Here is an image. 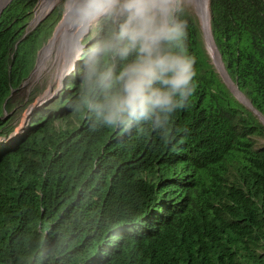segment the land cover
<instances>
[{
  "label": "trees",
  "instance_id": "obj_1",
  "mask_svg": "<svg viewBox=\"0 0 264 264\" xmlns=\"http://www.w3.org/2000/svg\"><path fill=\"white\" fill-rule=\"evenodd\" d=\"M37 1L0 15V136L15 130L16 94L56 25L54 11L28 30ZM209 9L229 75L264 116V0ZM180 18L196 90L170 126L93 127L68 107L73 73L0 144V264H264V123L212 63L195 13Z\"/></svg>",
  "mask_w": 264,
  "mask_h": 264
},
{
  "label": "clouds",
  "instance_id": "obj_2",
  "mask_svg": "<svg viewBox=\"0 0 264 264\" xmlns=\"http://www.w3.org/2000/svg\"><path fill=\"white\" fill-rule=\"evenodd\" d=\"M185 5L186 0H64L73 27L86 38L98 22L105 27L88 43L74 46L56 95L76 73L79 88L68 107L86 114L93 127L170 126L174 114L188 106L196 90L188 23L180 18ZM30 115L31 122L32 111ZM6 138H0V144Z\"/></svg>",
  "mask_w": 264,
  "mask_h": 264
},
{
  "label": "rangeland",
  "instance_id": "obj_3",
  "mask_svg": "<svg viewBox=\"0 0 264 264\" xmlns=\"http://www.w3.org/2000/svg\"><path fill=\"white\" fill-rule=\"evenodd\" d=\"M43 1L44 0L37 1V4L34 8V15L30 22L28 30L32 29L37 24V22L34 23L33 21L37 13L40 11ZM1 2L2 1L0 0V3ZM55 4H56L55 7L46 16L44 14L45 17L43 16L44 18L42 17L43 18V19L41 18L42 20L40 19L38 21L37 25H39L43 20H45L54 11H57L56 12L57 19H56V25L54 27V30L52 31V34L49 36V38L46 40L44 45L39 50V54H38L35 67L33 71L31 72L30 76L24 81L22 87L20 88L21 90L20 93L16 94L15 101L17 102V104H21V105H17V107H15L16 110H14V113L20 112V114L15 122V125H16L15 130L5 139V142L7 143H10L15 138H17L18 136L22 135L25 131H27V125H30V116H31L30 109H34L36 105L42 101L43 98L44 99L46 98L47 94H49L47 97L53 96L52 98H55L56 97L55 89L58 86V83L62 82L63 78L65 77L63 75L64 67L70 58V55H71L70 52H72L71 48L66 53L63 51L59 52L60 47L55 45L50 56L46 60V64L43 70L40 72L37 71V65L39 63V59H40L42 51L51 44L53 37L56 33L55 30H57V28L60 26V24L65 19L66 10L64 8V0H59ZM195 8L196 6L194 5L193 2H191L190 0H186L185 11H188L189 13L194 14ZM210 24H211V18H210ZM97 26H98V23L93 28L91 33L92 32L95 33V31L97 30ZM81 42L84 43V40L83 41L80 40V45H81ZM33 97H34V100H32V103L26 105L25 101H28L29 99ZM244 105L246 106V104ZM2 137H5V136H0V138ZM259 143L264 145L263 137L259 139Z\"/></svg>",
  "mask_w": 264,
  "mask_h": 264
},
{
  "label": "bare ground",
  "instance_id": "obj_4",
  "mask_svg": "<svg viewBox=\"0 0 264 264\" xmlns=\"http://www.w3.org/2000/svg\"><path fill=\"white\" fill-rule=\"evenodd\" d=\"M1 1L2 2L0 3V8L8 0H1ZM58 1L59 0H44L40 11L37 13V15L34 19V23H36V22L38 23V21L44 16V14L46 16V14L56 5L55 3ZM190 1L193 2L194 5L196 6L195 12H194L195 15L197 16V18L200 17V19L202 21V25H203L205 35H206L209 53H210L211 57L213 58L214 62L216 63V65L218 66V68L223 73H225L224 65H223L219 50H218L216 43L214 41L212 31H211V24H210L211 16H210V10H209V2H208V0H190ZM82 37H83V34L81 32H79V30H77L73 27L72 18L69 16L68 12L66 11L65 19L60 24V26L57 28L51 44L49 46H47L41 53L39 63L37 65V71L40 72L43 70V68L45 67V64H46V60L50 56L55 45L60 47L59 52L63 51L66 53V52H68V50H70V48L72 51L75 45L80 44V40H82L81 39ZM227 80H228L229 84L232 86V88L236 91V93L240 97V99L244 103H246L247 105H250L248 99L238 91L235 83H233L228 77H227ZM48 95L49 94H47L46 97ZM42 100H44V98ZM32 110L33 109H30V111H32Z\"/></svg>",
  "mask_w": 264,
  "mask_h": 264
},
{
  "label": "water",
  "instance_id": "obj_5",
  "mask_svg": "<svg viewBox=\"0 0 264 264\" xmlns=\"http://www.w3.org/2000/svg\"><path fill=\"white\" fill-rule=\"evenodd\" d=\"M11 0H8L1 8H0V15H1V13H2V11H3V9L7 6V4L10 2ZM208 2H209V4H210V0H208ZM210 10V9H209ZM210 16H211V13H210ZM199 17V16H198ZM198 20H199V22H200V24H201V28H202V30H203V33H204V39H205V43H206V49H207V51H208V53H209V49H208V45H207V40H206V35H205V31H204V28H203V25H202V21H201V19H200V17L198 18ZM213 35V34H212ZM85 36L83 35V37H82V39L84 38ZM214 38V37H213ZM81 45H83V44H81ZM220 53V52H219ZM220 56H221V54H220ZM221 58H222V56H221ZM223 61V60H222ZM212 63H214L215 64V66H216V68H217V70L219 71V73L221 74V76H222V78H223V80L226 82V84L229 86V88L232 90V92L235 94V96L242 102V103H244L241 99H240V97L237 95V93H236V91L232 88V86L229 84V82H228V80H227V77L234 83V81L232 80V78H231V76L229 75V73H228V71H227V69H226V67H225V64H224V62H223V65H224V70H225V73H223L219 68H218V66L216 65V63L214 62V60L212 59ZM237 86V85H236ZM237 89H238V91L241 93V94H243L244 95V93L242 92V91H240V89L238 88V86H237ZM245 96V95H244ZM246 97V96H245ZM247 98V97H246ZM51 99L52 98H48V97H46L44 100H42L41 102H39V104L32 110V113H34L36 110H38L39 108H41V107H43V106H46V105H48L49 104V102L51 101ZM248 99V98H247ZM248 101H249V104L250 105H247L246 103H244V104H246V106H248L250 109H252L255 113H257L259 116H260V118H261V120H262V122L264 123V116L252 105V102L248 99Z\"/></svg>",
  "mask_w": 264,
  "mask_h": 264
}]
</instances>
